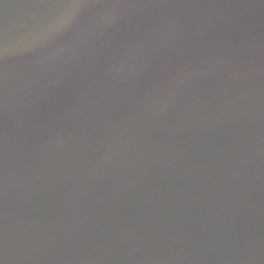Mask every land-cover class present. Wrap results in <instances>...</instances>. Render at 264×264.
<instances>
[{
  "label": "water",
  "instance_id": "water-1",
  "mask_svg": "<svg viewBox=\"0 0 264 264\" xmlns=\"http://www.w3.org/2000/svg\"><path fill=\"white\" fill-rule=\"evenodd\" d=\"M0 264H264V0H0Z\"/></svg>",
  "mask_w": 264,
  "mask_h": 264
}]
</instances>
